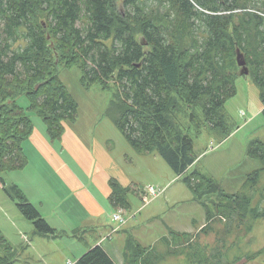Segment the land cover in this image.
Returning a JSON list of instances; mask_svg holds the SVG:
<instances>
[{
	"label": "trees",
	"instance_id": "1",
	"mask_svg": "<svg viewBox=\"0 0 264 264\" xmlns=\"http://www.w3.org/2000/svg\"><path fill=\"white\" fill-rule=\"evenodd\" d=\"M39 16L47 19L46 31L59 48L77 53L81 83L103 90L115 87L108 115L130 147L139 154H159L205 210L206 222L195 235L173 239L176 234L171 232L149 255L128 241L126 264L136 255L135 264H166L172 258L182 264H237L263 254L264 246L251 250L234 230L248 221L264 225V144L249 143L247 155L262 166L240 191L230 194L196 170L187 174L196 160L193 139L170 117L178 103L196 135L205 128L227 135L221 111L236 94L232 74L237 49L251 55L246 63L264 116V0H122V6L117 0H0V186L35 231L48 236L54 230L21 190L3 178L26 165L22 144L32 130L30 113L43 119L55 141L62 123L77 116L66 86L56 73L50 76ZM38 80L42 82L31 89ZM22 96L29 100L26 108L18 103ZM109 186L112 205L129 210L126 197L131 190L114 180ZM209 196L220 199L213 203L218 207L215 215L203 202ZM10 253L0 234V264H10ZM75 264L115 263L95 246Z\"/></svg>",
	"mask_w": 264,
	"mask_h": 264
},
{
	"label": "rangeland",
	"instance_id": "2",
	"mask_svg": "<svg viewBox=\"0 0 264 264\" xmlns=\"http://www.w3.org/2000/svg\"><path fill=\"white\" fill-rule=\"evenodd\" d=\"M117 3L122 6V0H117ZM46 21L47 19L42 16L37 19V22L43 26L48 42L47 48L51 62L50 76L56 73L58 80L66 86L69 95L75 101L78 125L94 131L101 138L108 136L110 143L107 147L114 150L116 158H119L121 162L124 161V173L133 180V187H130L132 190L126 197L131 213L125 212L123 215L129 221H127L126 226L133 225L131 226L132 229L138 227L142 234L146 232L150 237L151 228L146 220L156 213L159 215L158 221L161 218V222L170 230L177 231L174 233L176 235H173V239L181 238V235L184 234L181 233L182 231L197 228L205 220V210L194 200L193 195L183 183V177L176 179L174 172L156 152L139 154L130 147L108 115L109 103L111 100H115V87L110 84L107 90H103L97 84L87 86L81 83L82 73H80L77 53L74 50L62 49L57 46L58 43L55 42L49 30L46 31ZM242 54L247 62V58L251 55L247 51H243ZM234 59L235 66L232 75L236 77L234 80L236 94L226 101L221 111L224 115L227 135L220 130L217 131L218 135H214L208 129L195 135V130L185 119L186 110L180 108L178 103L170 117L180 132L190 133L193 139L192 144L196 160L190 170H196L213 179L220 188L230 194L240 191L246 181L245 179L262 166L260 160L247 155L249 143L257 140L264 144V116L261 112L259 89L251 78L252 68L247 64L249 74L239 76L240 68L236 63V55ZM41 82L38 80L34 85L32 84L31 89ZM18 103L26 108L29 105V100L22 96ZM197 113L201 116L200 111ZM30 115L35 114L30 113ZM7 175L6 173L3 174L6 183H8ZM165 185L167 186L164 187ZM150 186L156 190L163 189L162 194L157 199L143 205L141 196ZM166 200H168V206L166 205L162 211L164 213L160 214V208ZM203 202L211 205V211L214 215L217 213L218 207L213 203L218 204L220 202L219 197L209 196L203 198ZM15 203L6 197L2 191V186H0V234L6 238L7 242L13 244L14 249H17L18 258L14 260V264H40L25 260V253L30 251V248H25L24 254H22L24 244L29 241L27 239H31L33 242L34 239L37 240L38 238H31L32 232H34L31 228L33 226H29L32 231L29 230L30 228L21 227V223L32 225L30 222L26 220L20 222L15 219L16 216L20 217ZM249 226L252 228L246 232ZM159 231L162 233L161 227H159ZM234 232L241 242L248 243L251 250H257L264 246V225L262 222L248 221V223L235 228ZM193 234L195 235V233L190 235L193 236ZM39 248L47 253L52 250L51 242H47ZM145 255H149V253ZM138 257L139 255H136L131 259L136 260ZM133 261L131 264H135ZM166 264H182V260L172 258ZM237 264H264V253L255 260H241Z\"/></svg>",
	"mask_w": 264,
	"mask_h": 264
},
{
	"label": "crops",
	"instance_id": "3",
	"mask_svg": "<svg viewBox=\"0 0 264 264\" xmlns=\"http://www.w3.org/2000/svg\"><path fill=\"white\" fill-rule=\"evenodd\" d=\"M30 119L32 130L22 144L26 165L21 170L8 172L7 184H14L21 190L54 230V235L37 233L33 223L19 212L20 217L16 216L15 219L30 222L32 225L21 223V227L29 229L33 226L31 238H38L32 242L26 237L29 241L24 244L22 254L25 248L31 250L25 253V260L40 264H75L88 249L100 246L115 264H124L128 241L139 245L147 254L154 244L174 232L161 222V218L158 221L159 215L156 213L146 220L151 228L150 237L146 232L142 234L138 227L132 229L133 225L126 226L127 222L118 225L113 221L112 215L116 211L122 216L125 212H131L112 205L109 198L110 181L114 180L121 187L132 190L133 180L124 173V161L116 158L114 150L107 147L110 143L108 136L101 138L94 131L80 127L76 118L62 123L63 132L59 140L55 141L49 138L42 118L35 114L30 115ZM211 133L218 135L217 132ZM192 166L187 169V174L193 172L190 170ZM159 191L162 194L163 189ZM166 205L168 200L162 204L160 214L164 213L162 211ZM205 222L194 230L181 233L196 234ZM47 242H51L52 250L46 253L39 247ZM8 243L12 253L10 264H14L18 258L17 249Z\"/></svg>",
	"mask_w": 264,
	"mask_h": 264
},
{
	"label": "built area",
	"instance_id": "4",
	"mask_svg": "<svg viewBox=\"0 0 264 264\" xmlns=\"http://www.w3.org/2000/svg\"><path fill=\"white\" fill-rule=\"evenodd\" d=\"M160 194H161V191L156 190L152 186L148 187L146 192H145V194L141 198L142 204L146 205L150 201L158 198ZM112 219H113L114 222L118 223V225H123V224H125V222H127V219L124 218L120 214V212H117V211H116V213H114L112 215Z\"/></svg>",
	"mask_w": 264,
	"mask_h": 264
},
{
	"label": "water",
	"instance_id": "5",
	"mask_svg": "<svg viewBox=\"0 0 264 264\" xmlns=\"http://www.w3.org/2000/svg\"><path fill=\"white\" fill-rule=\"evenodd\" d=\"M242 52L237 49L236 50V63L237 66L240 68L239 76H246L249 74V67L245 61L244 55L241 54Z\"/></svg>",
	"mask_w": 264,
	"mask_h": 264
}]
</instances>
